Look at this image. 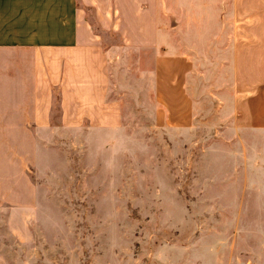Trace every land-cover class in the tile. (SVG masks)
<instances>
[{
	"label": "rangeland",
	"instance_id": "374dc122",
	"mask_svg": "<svg viewBox=\"0 0 264 264\" xmlns=\"http://www.w3.org/2000/svg\"><path fill=\"white\" fill-rule=\"evenodd\" d=\"M158 1L166 51L190 60V119L155 102L152 48L113 50L112 124L39 136L34 203L0 207V264H264V130L236 98L229 14Z\"/></svg>",
	"mask_w": 264,
	"mask_h": 264
},
{
	"label": "crops",
	"instance_id": "0c3cea01",
	"mask_svg": "<svg viewBox=\"0 0 264 264\" xmlns=\"http://www.w3.org/2000/svg\"><path fill=\"white\" fill-rule=\"evenodd\" d=\"M213 6L229 14L243 117L264 130V0ZM158 14V0H0V207L34 203L28 171L48 127L112 124L119 109L109 95L113 50L152 48L154 100L168 124L188 122L190 60L166 51Z\"/></svg>",
	"mask_w": 264,
	"mask_h": 264
},
{
	"label": "trees",
	"instance_id": "16d2710c",
	"mask_svg": "<svg viewBox=\"0 0 264 264\" xmlns=\"http://www.w3.org/2000/svg\"><path fill=\"white\" fill-rule=\"evenodd\" d=\"M95 28H96V29H95L96 31L100 32L99 29H98L97 27H95ZM101 32H102V31H101Z\"/></svg>",
	"mask_w": 264,
	"mask_h": 264
}]
</instances>
